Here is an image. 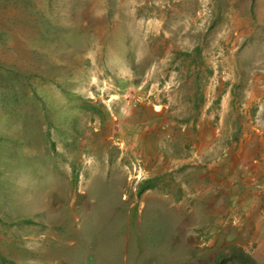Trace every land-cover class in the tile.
<instances>
[{
    "label": "rangeland",
    "instance_id": "374dc122",
    "mask_svg": "<svg viewBox=\"0 0 264 264\" xmlns=\"http://www.w3.org/2000/svg\"><path fill=\"white\" fill-rule=\"evenodd\" d=\"M219 257L264 264V0H0V264Z\"/></svg>",
    "mask_w": 264,
    "mask_h": 264
},
{
    "label": "trees",
    "instance_id": "16d2710c",
    "mask_svg": "<svg viewBox=\"0 0 264 264\" xmlns=\"http://www.w3.org/2000/svg\"><path fill=\"white\" fill-rule=\"evenodd\" d=\"M147 186L148 185L143 184V186H141V188L139 189V191L142 190V189H144V188H147ZM238 254H240L241 257L245 261H248L249 260V257H247L246 255H244L242 251H239ZM223 263H224V257H219L218 260H216L214 264H223Z\"/></svg>",
    "mask_w": 264,
    "mask_h": 264
}]
</instances>
